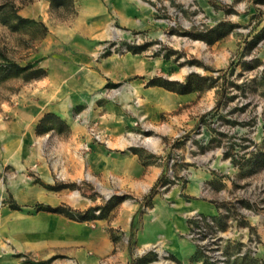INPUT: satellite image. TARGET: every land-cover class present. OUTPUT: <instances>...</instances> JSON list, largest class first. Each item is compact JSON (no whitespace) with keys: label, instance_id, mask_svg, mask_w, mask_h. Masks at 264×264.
Masks as SVG:
<instances>
[{"label":"rangeland","instance_id":"obj_1","mask_svg":"<svg viewBox=\"0 0 264 264\" xmlns=\"http://www.w3.org/2000/svg\"><path fill=\"white\" fill-rule=\"evenodd\" d=\"M56 1L0 0V159H25L0 242L67 221L109 264H264V0Z\"/></svg>","mask_w":264,"mask_h":264},{"label":"crops","instance_id":"obj_2","mask_svg":"<svg viewBox=\"0 0 264 264\" xmlns=\"http://www.w3.org/2000/svg\"><path fill=\"white\" fill-rule=\"evenodd\" d=\"M117 143L118 145L122 146L125 143V139L121 138ZM116 159H125V157L118 156ZM24 160L25 159H0V170H4V166L6 164H22ZM26 160L28 161L29 159ZM71 193L67 194L66 198H68L70 201L77 200V198L71 196ZM134 210L135 207L126 213L127 224L130 228L132 227L131 216ZM57 218L62 220L61 217ZM2 224V220H0V226H2ZM65 225H68L69 228H74V231L72 232V230H65L62 234H57L56 230L53 229L54 232L49 234L39 232L36 233V235L31 236L29 222H27L26 225H23L21 234L17 235L16 239L14 240L16 243H13L12 246L0 242V253L9 252V250H12V247H15L17 251L28 252L30 249L36 250L34 253H37L40 259L47 260L45 264H109L113 243L111 242L107 233H98L92 231V235L90 238H88V242L85 246H82L79 243L84 242L85 237L78 235L77 231H75V225H72L70 222L65 221ZM148 227L149 229L152 228L153 223H149ZM76 243L79 245L76 246ZM8 246L10 249H8ZM59 252H64L66 255L63 258H57L56 256ZM6 256H0V264H26L23 261L19 262L16 259V261L13 262V258H8Z\"/></svg>","mask_w":264,"mask_h":264},{"label":"trees","instance_id":"obj_3","mask_svg":"<svg viewBox=\"0 0 264 264\" xmlns=\"http://www.w3.org/2000/svg\"><path fill=\"white\" fill-rule=\"evenodd\" d=\"M51 2L55 5V6H59L61 3L59 1H56V0H51ZM18 19H21V20H24L21 16L19 15H16ZM15 66H18V65H15ZM44 74V71L39 69L37 71H34L30 74H28L26 77L27 79H30V78H35V77H40ZM63 186H58L56 188H62ZM153 188H151L150 190V193L152 192ZM45 209L44 210H48V211H52V212H62L66 215H68L69 217L71 218H78V219H83L85 218V214L84 213H81V212H77L76 213H73L72 211H69V210H64L62 207L60 206H56V207H51V206H46L44 207Z\"/></svg>","mask_w":264,"mask_h":264},{"label":"bare ground","instance_id":"obj_4","mask_svg":"<svg viewBox=\"0 0 264 264\" xmlns=\"http://www.w3.org/2000/svg\"><path fill=\"white\" fill-rule=\"evenodd\" d=\"M71 196L74 197V198H77L78 197V195H77L76 192L71 193Z\"/></svg>","mask_w":264,"mask_h":264}]
</instances>
